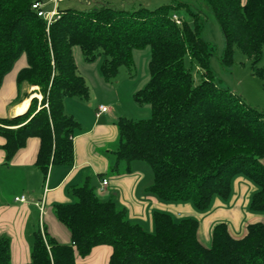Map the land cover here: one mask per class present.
Listing matches in <instances>:
<instances>
[{
	"label": "trees",
	"instance_id": "obj_1",
	"mask_svg": "<svg viewBox=\"0 0 264 264\" xmlns=\"http://www.w3.org/2000/svg\"><path fill=\"white\" fill-rule=\"evenodd\" d=\"M35 1L0 0V85L15 61L25 54L17 84L37 86L27 109L0 118L6 159L29 138L39 139L35 165L45 176L52 164L73 162L77 119L64 110L66 97L87 98L89 86L78 72L73 47L87 62L99 55L102 77L111 82L120 67L133 64L132 51L150 48L149 79L133 98L150 107L141 119L119 117L118 141L111 169H129L132 161L152 168L148 191L162 201H189L206 211L214 197L227 199L234 179L243 175L256 190L249 209L264 212V110L215 81L209 66L214 46L201 35L198 13L176 22L177 6L164 4L127 10L102 3L96 9H59L50 22L32 7ZM225 40L222 62L232 63L234 48L251 59L252 73L264 87V0H205ZM195 62L196 75L186 64ZM124 163V164H123ZM72 201L54 205L56 218L69 230L61 243L41 228L33 231L30 260L24 264H76L92 247L112 248L108 264H264V221L250 223L235 237L225 222L216 223L211 244L197 236L198 220L153 213V231L131 221L112 199H101L86 180L70 189ZM0 264H12L10 239L0 237Z\"/></svg>",
	"mask_w": 264,
	"mask_h": 264
},
{
	"label": "crops",
	"instance_id": "obj_2",
	"mask_svg": "<svg viewBox=\"0 0 264 264\" xmlns=\"http://www.w3.org/2000/svg\"><path fill=\"white\" fill-rule=\"evenodd\" d=\"M51 6L47 2L44 8L50 9ZM138 53L137 49L132 51V66L136 65ZM73 54L78 72L89 86L87 98L73 96L64 99L65 112L80 123V129L73 137V162L69 165L52 164L44 176L35 165L38 138H29L7 160L2 147L5 138L0 135V237L10 239L12 264H24L30 260L33 231L38 227L61 243L70 241V232L56 218L54 205L71 202L70 189L86 180L101 199L117 202L131 221L148 231L154 229L155 211L168 212L177 218H196L199 223L197 236L205 246L211 244V231L218 222L227 223L230 233L241 237L248 224L264 221V212L249 209L256 186L242 175L234 179L229 198L214 197L210 208L199 211L189 201L166 202L149 192L152 171L137 160L130 163L129 169L123 165L120 173L112 171V152L118 141L117 120L127 117V107H138L133 94L148 81L149 71L147 69L146 76L135 80L130 71L122 73L119 70L120 78L112 84L102 77L97 60L87 62L75 50ZM26 66L27 58L22 54L4 75L0 85V118L23 113L32 97L37 99L39 108L42 95L36 92L38 87L23 84L20 89L17 84L18 72ZM101 104L108 110L97 116ZM102 178L108 180L103 189L100 186ZM20 195H25L24 201L15 200ZM111 252L110 245H96L87 256L76 255V264H108Z\"/></svg>",
	"mask_w": 264,
	"mask_h": 264
},
{
	"label": "rangeland",
	"instance_id": "obj_3",
	"mask_svg": "<svg viewBox=\"0 0 264 264\" xmlns=\"http://www.w3.org/2000/svg\"><path fill=\"white\" fill-rule=\"evenodd\" d=\"M181 2L185 4L180 5L179 8L176 9V16L181 21L185 19L191 22L192 17L190 16V12L198 13L201 19L200 21L203 23L201 35L204 40L214 46V52L210 57L209 66L218 85L226 87L233 93L238 94L251 106L264 110V87L262 80L257 75L252 73L251 59L239 48H234L232 63L225 64L222 62V56L225 48L224 36L210 6L205 2V0H61L58 2V6L59 9L71 7L80 10H91L96 9L102 3H109L116 8L132 10L140 6H147L150 9H154L164 4L177 6ZM74 50L76 54H80V56L84 57L78 46H74L73 52ZM137 50H139L140 53L137 55L136 65L131 66L130 68L122 66L120 67V71L122 73L130 71L134 74L135 80H140L142 76H146L148 74L147 64L150 57V48L147 46ZM96 60V62L100 64L102 56L99 55ZM186 64L190 67L191 72L196 75V81H199L202 77V70L200 67L195 62H191L189 58L186 59ZM258 65L264 67V50ZM118 78H120V74L111 81L112 84H115ZM137 105L138 107H136V109H130L127 107L128 112H125L127 117L132 119H141L150 116V107H147L149 105ZM108 106L111 107V105ZM123 107L126 108L125 106ZM137 162L145 164L144 166L152 171V168L145 161L137 160ZM171 215L174 218L179 219L175 217L174 214Z\"/></svg>",
	"mask_w": 264,
	"mask_h": 264
},
{
	"label": "built area",
	"instance_id": "obj_4",
	"mask_svg": "<svg viewBox=\"0 0 264 264\" xmlns=\"http://www.w3.org/2000/svg\"><path fill=\"white\" fill-rule=\"evenodd\" d=\"M61 1V0H46L45 1H35L33 4H32V7L34 9L37 10V13L39 16H42L47 23H50L54 18L55 16L58 15V2ZM49 2L51 3V8L50 9H45L44 6L46 5V3ZM173 18L176 20V22L180 23L181 20L176 16V14L173 15ZM195 76V74H194ZM108 110V107L106 105H99L98 107V110L96 112V115L98 116L100 113L102 112H105ZM108 184V180L107 178H102L101 179V188L103 189L106 185ZM15 200H18V201H24L25 200V195H20V196H16L15 197Z\"/></svg>",
	"mask_w": 264,
	"mask_h": 264
},
{
	"label": "bare ground",
	"instance_id": "obj_5",
	"mask_svg": "<svg viewBox=\"0 0 264 264\" xmlns=\"http://www.w3.org/2000/svg\"><path fill=\"white\" fill-rule=\"evenodd\" d=\"M19 108V107H18Z\"/></svg>",
	"mask_w": 264,
	"mask_h": 264
},
{
	"label": "water",
	"instance_id": "obj_6",
	"mask_svg": "<svg viewBox=\"0 0 264 264\" xmlns=\"http://www.w3.org/2000/svg\"><path fill=\"white\" fill-rule=\"evenodd\" d=\"M20 114V113H19Z\"/></svg>",
	"mask_w": 264,
	"mask_h": 264
}]
</instances>
